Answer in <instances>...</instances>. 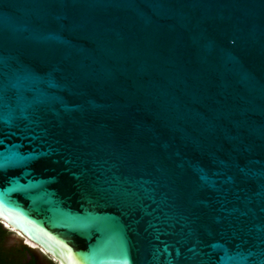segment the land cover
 Wrapping results in <instances>:
<instances>
[{
  "label": "water",
  "instance_id": "1",
  "mask_svg": "<svg viewBox=\"0 0 264 264\" xmlns=\"http://www.w3.org/2000/svg\"><path fill=\"white\" fill-rule=\"evenodd\" d=\"M0 221L58 264H264V0H0Z\"/></svg>",
  "mask_w": 264,
  "mask_h": 264
},
{
  "label": "flooded vegetation",
  "instance_id": "2",
  "mask_svg": "<svg viewBox=\"0 0 264 264\" xmlns=\"http://www.w3.org/2000/svg\"><path fill=\"white\" fill-rule=\"evenodd\" d=\"M0 264L58 263L40 248L30 249L21 244L16 239L15 232L0 221Z\"/></svg>",
  "mask_w": 264,
  "mask_h": 264
},
{
  "label": "trees",
  "instance_id": "3",
  "mask_svg": "<svg viewBox=\"0 0 264 264\" xmlns=\"http://www.w3.org/2000/svg\"><path fill=\"white\" fill-rule=\"evenodd\" d=\"M5 231L3 230V233H4Z\"/></svg>",
  "mask_w": 264,
  "mask_h": 264
}]
</instances>
